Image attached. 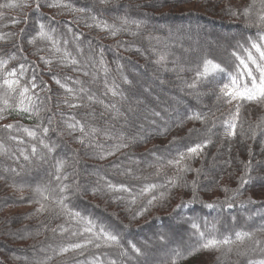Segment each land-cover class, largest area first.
<instances>
[{"label":"trees","instance_id":"16d2710c","mask_svg":"<svg viewBox=\"0 0 264 264\" xmlns=\"http://www.w3.org/2000/svg\"><path fill=\"white\" fill-rule=\"evenodd\" d=\"M0 5V264L264 262V0Z\"/></svg>","mask_w":264,"mask_h":264},{"label":"snow or ice","instance_id":"6c2138e0","mask_svg":"<svg viewBox=\"0 0 264 264\" xmlns=\"http://www.w3.org/2000/svg\"><path fill=\"white\" fill-rule=\"evenodd\" d=\"M3 6H10V5H0V7H3ZM52 6H59V5L54 4ZM37 8H39L38 3H37ZM233 15H235V13H233ZM262 19H264V17H262ZM41 29H43V25H41ZM261 39L264 40V36H262ZM252 48H254L256 50V52L259 53L260 60L264 61V44H257L255 42H253ZM248 61H250L251 64L255 66L256 73H258V75L254 74L253 71L248 70L246 72V75L249 78V82H247V83H241L237 76H232L231 77V85L225 84L223 86V88H221V92L223 93V95L229 97V101H228L229 103L232 100H243V101H247L250 103H257V104L264 103V64L259 63L252 56L251 53H249V55H248ZM240 63L242 65H244L245 69L249 68L248 64L245 63L244 60H241ZM208 65H212V67L214 69H218L220 71H223V69H221L219 65H214V64H212L211 61H206L205 72L208 71V68H207ZM9 75L15 76V72L13 71V72L9 73ZM4 84L7 85L8 88L11 90H15V87L19 86L18 80H11V81L5 80ZM33 87H35V85H33ZM27 92H28V89L24 88L21 95H23L24 93H27ZM24 110L27 111L26 108ZM238 113H239V106L237 107V114ZM7 127L11 128L12 126L8 125ZM231 127H232L233 131L230 134L235 135V125H231ZM81 130H83V129H81ZM29 135H32V133L30 132ZM199 148H201V145H195V146L189 148L188 151L190 153H196ZM181 159H183V154L181 155ZM177 163H179V161H177ZM150 187H155V186L152 185ZM145 190H147V189H145ZM149 203H151V201H149ZM209 207H211V205H209ZM76 215H78V214H76ZM244 235H247V234H244ZM105 238L108 240H112V241H115L117 239L116 236H113L110 234H106ZM237 239H242V234L237 233ZM227 243H230V240L227 238L222 240V241L211 239V240H208L206 243L203 244V248H205V249L214 248L219 244H227ZM72 247L79 248V247H81V245L76 244V245H73ZM135 250L139 251L138 249H135ZM262 264H264V262H262Z\"/></svg>","mask_w":264,"mask_h":264},{"label":"rangeland","instance_id":"374dc122","mask_svg":"<svg viewBox=\"0 0 264 264\" xmlns=\"http://www.w3.org/2000/svg\"><path fill=\"white\" fill-rule=\"evenodd\" d=\"M62 156H64V154H62ZM148 247H151V245H149ZM149 249V248H148ZM146 256V258L143 260L144 263H148V264H151L150 262H153L155 259H157L156 256L154 255H149V254H144ZM162 254L159 255V257L161 256Z\"/></svg>","mask_w":264,"mask_h":264}]
</instances>
